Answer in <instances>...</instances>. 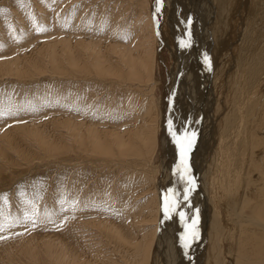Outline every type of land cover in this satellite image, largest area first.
Returning <instances> with one entry per match:
<instances>
[{"label":"rangeland","instance_id":"374dc122","mask_svg":"<svg viewBox=\"0 0 264 264\" xmlns=\"http://www.w3.org/2000/svg\"><path fill=\"white\" fill-rule=\"evenodd\" d=\"M164 1L148 0L149 13L154 18L157 39L155 76L160 82L153 91L159 113H163L171 103V97L175 91V82L171 78V73L180 67L181 54L177 49H181V47L184 49L185 46L180 40H177L178 37H176L174 25L180 19L184 1L174 0L172 1L173 5H169ZM176 1H180L178 8L174 7ZM225 1L228 5L227 16L224 25L219 29L221 32L216 27H213L214 24L209 27L208 31L211 45L215 44L214 35L219 32L218 35L221 41L220 54L222 56L226 54V57L224 55L222 58L224 59L222 77H219L218 82L213 83L212 86L216 103L214 115L219 128L216 130V135L221 137V133L226 134L221 139L228 138L224 147H230L231 149L225 150L224 148L223 150L229 152V161L234 160L235 164L231 168L232 174L230 175L228 170L226 177L224 173L221 174L222 177H220L222 179L219 177L217 187L213 186V188L215 192H223L230 198L236 197L234 194V187H236L235 184L238 182V179L236 180V167L241 163L239 162L240 158L245 156V159L248 157V167L246 168L247 171L243 173V177H245L244 183H241L238 188L241 189V196L249 197L250 188L256 183L253 178H258L256 167L261 168L260 164L253 162V155H255L257 148L264 147V135H260V131L264 128V91L260 99L250 98L251 96L247 97L245 93H242L243 79L241 78L243 72L242 69L241 72H238L240 69L238 67L239 60L237 59L244 55L242 58L243 64L246 63L247 66L253 65L254 68L256 67L259 79L264 68V17L258 20L256 25L255 22L250 20V13L256 6L258 7V1L256 0ZM120 2L121 0L118 2V7L126 4L125 1L122 4ZM106 3L113 8L115 0H0V64L19 59L18 57L24 52L26 55L24 53L21 56H27L31 53V50H33L32 53L36 54L35 58L38 59V63L41 64L39 65L41 71L30 72V75L40 74V77L35 75L33 78L28 77L25 80H22L19 76L17 77V75H10L9 72L0 71V264H68L70 260V264H73L72 262H76L74 254L81 256L85 253L95 255L99 250L102 252L100 255H105L106 258H109L108 260L114 261V264H143L144 262L142 260L144 256L139 258L141 260L138 261V257L135 258L136 256L131 253L132 249H129L131 252H128L125 247V249H122L120 246V240L128 242L127 244L134 247L141 245L137 235L127 225L131 223V216L139 217L141 215L142 209L136 203L141 204L140 202L147 199L150 191L141 196L138 195V197L137 191L139 190L137 188L141 184L138 185L136 183L134 185L135 180L134 178L131 180V176L126 178L132 183L125 178L127 168H135L137 163H140L137 161L140 160L135 156L127 158L117 157L114 159L105 157V159L100 155L99 157L95 156L93 152L87 156L82 152L80 153L81 150L86 149V142L83 144L78 142V145L71 141V133H68L67 125L64 121L78 119L88 126L97 128L98 131H102L104 127H121L124 129L125 125L129 123L136 125L137 123L132 121V117L135 118L136 113H132V115L130 113L133 108L132 104L145 107V101H142L143 99L139 97L146 95L145 93L151 96L150 90L146 89L144 92L139 90V92L136 89V93L134 92L135 89L130 86L128 87L129 90L126 89L127 91H124L126 94L123 97L122 94L124 92L119 88L118 83L113 82L105 85L91 69V74H81L79 77L71 74L63 76L54 73L52 75L54 67L51 62L48 64V61H45V65L41 59L47 56H44V54L42 56L41 52L39 53L40 50L37 51L42 44L47 49L46 47L49 45V42L46 43L47 41L65 42V40L69 39L72 43L74 40L86 37V40L92 42L106 39L110 25L105 21L106 10L104 9L106 8L100 9ZM102 10L104 11L102 12ZM123 17L130 18L129 11ZM244 35L245 41H243ZM133 38L134 33H129L122 37L119 40L121 47H130ZM239 45L241 47H238ZM243 46L245 47L242 48ZM20 63H24L23 65L27 66L26 61H20ZM234 63H237L236 67ZM193 72L194 70L192 69L190 74ZM129 98H132V100L127 102ZM123 100H126V102ZM138 111L137 109L136 112ZM230 116V119L234 121L231 123L230 120L226 126L224 119ZM34 124L38 125L35 127ZM159 125V145L154 159L150 162H141L142 165L140 163L141 166H138L141 174L149 175L156 182L161 180L160 176L155 174L157 170L156 164L165 167L166 163L170 164V161H172L168 153L170 143L164 133V128L169 125L166 116L162 118ZM38 126L39 128H37ZM42 128L45 129L42 130ZM35 129H40L48 136H52V138L56 139V142L61 140L60 142L68 150L62 151V155L56 153L48 154L32 135L31 130ZM182 129L180 128L179 131L181 132ZM177 136L173 134L171 138L176 141ZM227 142L230 144H227ZM246 145H248V150L243 155V148H246ZM20 148H25L27 153L19 151ZM27 154L29 156L26 158ZM116 155L118 156V154ZM83 156H86V158ZM211 159L210 153L207 157L210 170L213 167ZM166 169L168 170V168ZM260 173L262 174V171ZM136 177L139 180L142 179L141 176L137 175ZM209 178L208 180L212 181L211 174ZM228 179H235L231 187L232 191L228 190L230 189L226 184ZM258 180L256 187H264V181ZM176 186L175 184L174 187L176 188ZM214 189L210 188L211 195ZM124 190L126 191L124 192ZM132 190H136L134 197L136 203H132V200H127ZM195 192L194 187H192L181 206L180 204H174V207L180 206L183 211H185V208L190 207V213L187 215L190 218L182 225L183 229L179 228L185 234L189 231L192 232L190 234H193L195 233L194 230L197 232L199 230L198 226L202 225L200 222L196 224L198 219L195 220L198 214L200 217V210L196 209L197 204L199 206L200 195L197 199ZM212 197L219 203V199L214 194ZM171 204H173L172 200ZM210 206V204L207 206L209 207L207 212L211 214L214 213L215 208ZM169 212L167 214L168 218L159 219L157 224L150 223L151 227L148 226L147 228L154 226L169 227L173 224L174 218L176 226L179 227V218L177 220V214H175L176 217L174 216V209ZM223 213L225 214V212ZM254 215L264 221V207L255 212ZM198 216L197 218H199ZM209 217L208 219L206 218V223L209 224L205 223V227L208 228L205 232L207 243L203 242L204 251H206V255L211 254L213 257L209 264H225V252L230 242V240H227L228 236H226L228 228L226 226V229H223L220 222L213 215L210 217L211 219ZM99 218L109 219V223L111 221L110 224H116L117 230H121L123 233L121 239L118 240V238L106 234V230L104 232L91 223L94 220L101 221ZM194 221L195 223H193ZM187 226L190 227L188 228ZM210 230L212 231L210 232ZM216 230L218 231L215 232ZM169 231L167 230L168 234L170 233ZM174 235L176 238V234ZM107 237L109 238L107 239ZM135 237L137 242H135ZM183 237V239L188 238L186 239L187 241L183 240L184 242L181 240L183 245L187 244L183 260H188L185 263L189 264L193 260L192 253L195 251V236L187 235ZM78 238L79 241L77 240ZM162 238L163 241L165 240L168 243L169 236L166 239V232ZM130 241H133V243ZM223 244H225V250ZM263 244L264 240L260 244V249L264 248ZM80 246L83 247L82 250H87L88 252L82 251ZM87 247L89 248L87 249ZM62 248L63 250L67 248L66 251L69 249V252L64 250L65 253ZM166 248L164 247L161 250L166 253ZM246 249L247 253H244L246 255H252L255 252L259 253L254 249L250 252L249 248ZM90 251L91 253H89ZM139 251L141 253V250ZM162 251L160 253L164 256L165 253ZM136 253L139 256L143 255L139 252ZM216 256L217 258L214 260ZM161 259L156 251L152 254L151 263L158 264ZM167 259L169 261L168 255ZM257 259L259 258L254 257L250 262L252 264H264V261L260 262ZM248 260L250 258H247ZM204 261L202 264H208V259ZM228 262L230 263V261Z\"/></svg>","mask_w":264,"mask_h":264},{"label":"bare ground","instance_id":"6f19581e","mask_svg":"<svg viewBox=\"0 0 264 264\" xmlns=\"http://www.w3.org/2000/svg\"><path fill=\"white\" fill-rule=\"evenodd\" d=\"M123 1H125L126 4H124L121 7H118L119 0H115V3L113 4V8L111 7L110 4L108 5L107 3L103 5V7H100V9L106 8L104 9L106 10L105 21L107 24L110 25V29H111V31L110 29L108 31L109 34L106 33L107 34L106 39L92 42L90 40H86L87 38L86 37L84 39L74 40V42L72 43L71 40L69 39L65 40V42L53 40L46 42V43L49 42L48 43L49 45L48 46L46 45L47 49H45V46L43 44L41 48L36 46L40 48L37 51L40 50L39 53L41 52L42 56L43 54L44 56H47L46 58L43 57L41 61L43 63L45 61L46 62L48 61V64L51 62L52 66L54 67V69H52L53 71L52 75L54 73L63 76L71 74V75H78L79 77V75L81 74H86V73L91 74L90 72L91 69L93 70V72H95L98 75L99 80L102 83H104L105 85H109L113 82L118 83L120 86L119 88H121L123 92L126 89L129 90L128 87L130 86L135 90L138 89V91L141 90L144 92L146 91V89L150 90L151 96L150 94L145 93L146 95L144 96L141 95L139 97L140 99H143L142 101H145V107H140L139 105L132 104L133 108L130 110V113L131 115L132 113L134 114L136 113L135 118L132 117V121H135L137 123L136 125L129 123L125 125L124 129L121 127H104L102 131H98L97 128L88 126L86 125V123H82L78 119L77 120L73 119L71 121L69 120L64 121V123L67 125L68 133H71V141L75 142L78 145H79L78 142H82V144L86 142L85 145L87 146L86 149L81 150L80 153L82 152L87 156L91 152H93V154L97 157H99L100 155L102 158L110 157L113 159L117 157L127 158L131 156H135L138 160H140L137 162L140 163L144 161L150 162L151 160L154 159L155 153L157 151V147L159 145L158 133H159L160 121L165 116L169 121V125H167L164 128L165 129L164 133L170 143L168 153L172 161H170L171 162L170 164L166 163L165 167L156 164L157 170L156 172L155 171L154 172L155 174H157L156 176H160L161 180L156 182L155 179H152L149 175L141 174L139 171L140 167L138 166H141L142 163L141 165L140 163H137L135 168L134 167L127 168L125 178L131 176L132 177L131 180L133 178L135 180V183H133L134 185L136 183L138 185L141 184V186L137 188L139 190L137 191V196L138 195L141 196L149 191L150 194L147 199L140 202L141 204H139L138 202L136 203V200H134V197L136 195L135 194L136 190L134 191L132 190L131 192L129 191L130 192L129 195L126 193L129 196L127 200L128 201L132 200V203L133 202L136 203L142 209L141 215L139 217L131 216V223L127 225L129 226V229L133 230V232L137 235V238L141 241L140 242L141 245L139 247L137 246L134 247L131 246L130 244H127L128 242L126 243L125 241L120 240L121 248L123 249L125 247L128 252H131L129 249H132L133 251L131 253L134 254L133 256H136L135 258L138 257V261L141 260L139 258L144 256V258H142V260L144 261L143 264H152L151 263L152 254H154V252L156 251L160 256V258H162L161 262H159L158 264H186L185 263L186 260H183V258L185 256V251L187 246H185L186 243L183 245L181 240L183 241L188 239V238L183 239L184 238L183 236L186 237L187 235H193V234H190L192 233L191 231L187 232V234L183 233V230L180 231L181 229H183L182 225L186 222V220L190 218L187 217V215H189L190 213L189 212L190 207L189 208L183 207L185 208V211H183V209L182 210L180 209V206L182 205L181 203L185 202V198H187L186 196L190 193L192 187H194L196 191L195 193L197 199L198 196L200 195L198 200L199 206L197 204V208H196L200 210V217L198 216L199 215L198 214L197 216L199 218H197L196 216L195 220L198 219L196 221V224L200 222L202 225H199L200 227L198 226L199 230L197 232L196 230H194L196 233L195 235H193V237L195 236V242H194L195 251L194 253H192L193 256L192 259L194 260V263L192 260L189 262V264H202L203 261L207 259L209 264L213 259L211 254L207 253L208 255H206V251H204L205 249L203 248V242L205 241L207 243V239L205 238V232L208 227H205V223L207 222L206 220L208 219V216L212 217V215L214 216V218L216 217V219L220 222V225L223 227V229H226V226L228 228L226 230L228 233V234L226 233L227 234L226 236H228L227 240L228 241L230 240V242L228 243L225 252V264L226 263L252 264L250 261L254 257H258L259 259L257 260L260 262L264 261V248L260 249L261 247L260 244L263 243L264 240V221H261L259 218H256L254 215L255 212H257L259 209L264 207V187L261 188L256 187V183H258L259 181L258 179L264 181V147L257 148V150L254 153L255 155H253L254 156L252 159L253 162L260 164L261 168L256 167V171H258L257 174L258 178L257 177L253 178V180L256 181V183H254L251 186L249 191L250 194L249 197L241 196L242 194L241 189L238 188V186H240L241 183H244L245 177H243V173L247 171L246 168L248 167V162H249L248 157H246L245 159V156H242L240 158L239 162L241 163L236 167V172H237L236 180L238 179L237 184H235L236 187H234V194L236 195V197L234 198L231 197L232 198L231 199L228 195L223 194V192L221 193L215 192V189L213 188V186L217 187V182H218L217 180L220 176L222 177L221 174L224 173L226 177L227 170L229 171L230 175L232 174L231 168L235 164L233 162L234 160L229 161L230 160L228 156L229 152L223 150L225 148L224 147L225 142L227 141L226 139L228 138L221 139V137L226 134L221 133L222 134V136L220 135L221 137L216 135V130L219 128H218L217 119L215 118L214 115V109L216 103H215L214 92L212 90L213 83H217L219 77H222V69H223L222 67L224 60L222 58L224 55L226 57V54H224L223 56L220 54L221 41L218 35L219 34L218 31H220L219 29L221 28L222 25H224L227 16L228 5L226 1L225 0H183L184 4L182 6V11H181L182 13L180 19L178 20V23L177 24L175 23L174 25L176 28L175 29L176 37H178L177 40H180L181 43L187 46H184V49H182V47L181 49L179 48L177 49L174 47L181 54L180 67L178 70L175 69L171 73V78L173 82H175V88H174L175 91L173 93V96L171 97L170 105L168 106V108L166 107L163 113L158 112L159 108L157 106L153 91L155 86L160 82V80L157 79V77L155 76V72H156L155 53H156L157 39L155 34L154 18L149 13L148 0H121L120 4H122ZM165 1L169 5H173L172 1L174 0H165ZM180 1H176L174 3L175 8L179 7ZM256 1H258V7L256 6L253 9V11L250 13L251 15L250 20L252 22H255V25L258 20L264 17V0H256ZM104 10H102V12ZM127 11H129L130 13V18L123 17V15L127 13ZM211 25L213 27H216L218 30V31L216 30L218 33H215L214 35L215 44L213 45L209 43L210 35L208 30L209 27H211ZM129 33H134V38L131 42L132 43L131 46L126 48L121 47V43L119 40H121L122 37L128 35ZM243 38H244L243 41H245L246 40L245 35L243 36ZM238 47L241 46L239 45ZM244 47L245 46H243L242 48ZM32 51L33 50H31L30 51L31 53L28 54L29 56L28 55L21 56L22 54L25 53L24 52L21 53L20 55L21 57L20 56L18 57L19 59H15L5 64H0L1 67L0 71L2 72L6 71L7 73L9 72L10 75H17V77L18 76L21 77L22 80H25V78L28 77L33 78V76L35 75L39 76L40 74L30 75V72L33 73V71L35 72L39 70L41 71L39 67V65L41 64L38 63V59L35 58L36 54L32 53ZM243 56L244 55H241L240 58L238 57L239 59H237L239 60L238 67L240 69V71L238 72H241V69L243 72L242 78L239 76L241 79H243L242 93L243 94L245 93L247 97L251 96L250 98L260 99L264 91V68L258 79L256 67L254 68L253 65L247 66L246 63L243 64L244 63L242 59ZM205 57H208L210 59V64L209 62L206 61ZM20 61L21 62L26 61L27 66L23 65L24 63L21 64ZM192 69L194 70V72L190 74ZM121 83L123 84L120 85ZM135 90L134 92L137 93V90L136 91ZM125 92L124 94H122L123 97L126 94ZM131 94L133 95V93ZM131 100L132 98L131 99L129 98L127 102ZM123 101L126 102V100ZM137 109L139 110L138 112H136ZM230 118L231 116L226 117L224 119L226 126L229 124L230 120L231 123L232 121H234L233 119ZM58 122L60 123V121ZM37 125L38 124H36L35 127ZM37 128H39V126ZM180 128H183L181 132L179 131ZM43 129L45 128H42V130ZM31 133L32 135H34L36 141L42 146V148H44L47 151L48 154L56 153L62 155V151L68 150L66 149L67 147L65 148L64 144L60 142L61 140L56 142L55 138H52V136L51 137L48 136L47 134H45V132L40 131V129L31 130ZM173 134L178 135L176 141H174L171 138ZM193 134H194V139H193ZM260 135H264V128L260 131ZM167 138L165 139L167 140ZM54 140L55 142H53ZM188 140L193 141L190 147L188 145ZM219 142H221L220 145H218ZM227 144L230 143L227 142ZM247 146L248 145H246V148H243V155H245L244 152L248 150ZM229 148L230 147H227L225 148V150ZM217 149L218 151H216ZM19 151L24 152L25 154L27 153L25 152L26 151L25 148H20ZM210 153L212 156L211 161L213 163L212 170H210V168L208 167L209 162H207V157L210 155ZM116 154H118V156ZM28 156L29 155L27 154L26 158ZM86 156L83 157L86 158ZM107 164L109 163L107 162ZM166 168H168V170ZM133 169H135L136 171ZM260 171H262V174L260 173ZM179 172L183 174L180 175ZM210 174L212 175V181L208 180ZM137 175L141 176L142 179L140 180L137 179L138 178L136 177ZM127 180L130 181L129 179ZM234 180L235 179L227 180L226 184L230 188L228 189L229 191H232L231 187L233 185ZM130 182L132 183V181ZM175 184L177 186L176 188L173 187L174 188L173 193L172 195L169 196L167 190L169 186H175ZM210 188L214 189L212 195ZM125 191L126 190H124V192ZM213 194L215 195L216 198L219 199V203L217 202V200H215L214 197H212ZM171 200L173 201V204H171ZM166 204L169 208V211H172L174 209V216L175 214H177L176 215L178 216L177 220L179 218L178 220L179 227L176 226L177 224L174 218L173 224L170 225L169 227L167 226L168 228L167 227L164 228L163 226H162L163 228L161 226L160 227L154 226L152 228H147L148 226L151 227L150 223L157 224L159 219L164 220L166 217L168 218L167 214H169L170 212L168 211L167 213H165L164 211ZM174 204L176 205L180 204V206L174 207L175 206ZM209 204L211 205L210 206L211 208H215V211H213L214 213L210 214L207 212V208H209L207 206ZM172 207L174 208L172 209ZM223 212H225V214ZM210 217L209 219H211ZM99 219H101V221L94 220L91 223H93L96 226V228L98 227L104 232L106 230V234H110L118 238V240L121 239L123 233L121 230H117V227L115 226L116 224L115 225L110 224L111 221L109 223L108 221L109 219H104V218H99ZM187 227L189 228L190 226ZM166 229L170 230L169 234L167 233ZM212 230H210V232ZM164 231L166 232V239L169 236L168 243L165 240H164L165 243L163 241L162 236L165 234ZM217 231L218 230H216L215 232ZM174 234H176V238L174 237L175 236ZM219 235L221 236L220 233ZM108 238L109 237H107V239ZM77 240L79 241V238ZM130 242L133 243V241ZM135 242H137L136 237H135ZM75 243L73 244L75 245ZM81 246L80 248L82 250L83 247ZM223 246L225 250V244H223ZM89 247H87V249ZM164 247L165 248L167 247L166 253L161 250ZM246 248H249V252L253 251L254 249L259 253L255 252L252 255H246L244 254L247 253ZM139 250H141V253ZM82 251L86 252L87 250H82ZM161 251L165 253L164 256H162V253H160ZM66 252H69V249ZM99 252L97 251L95 255H90L85 253L86 255L84 254L83 256L74 254V258L76 259V262H72V263L73 264H114V261L108 260L109 258H106L105 255H103L104 257L100 255L102 253L101 250H99ZM136 252H139L140 254L143 255L139 256ZM89 253H91V251ZM167 255L169 257V261L167 259ZM216 258L217 256L214 258V260ZM247 258H250V260L247 261ZM228 261H230V263ZM70 262L68 264H70Z\"/></svg>","mask_w":264,"mask_h":264},{"label":"snow or ice","instance_id":"6c2138e0","mask_svg":"<svg viewBox=\"0 0 264 264\" xmlns=\"http://www.w3.org/2000/svg\"><path fill=\"white\" fill-rule=\"evenodd\" d=\"M185 46H187V45H185ZM205 59L210 64V59L208 57H205ZM193 139H194V134H193ZM192 142H193L192 140H188L189 147L191 146ZM164 211H165V213H167L169 211L167 204L165 205ZM193 223H195V221ZM193 235H195V233H193ZM185 246H187V244Z\"/></svg>","mask_w":264,"mask_h":264},{"label":"water","instance_id":"95a60500","mask_svg":"<svg viewBox=\"0 0 264 264\" xmlns=\"http://www.w3.org/2000/svg\"><path fill=\"white\" fill-rule=\"evenodd\" d=\"M184 162H185V161H184ZM184 162H183V163H184ZM181 166H182V165H181ZM180 172H181V171H180ZM180 172H179V173H180ZM180 174H181V173H180ZM173 187H174V186H169V188H168V190H167L169 196L172 195V193H173V189H174Z\"/></svg>","mask_w":264,"mask_h":264}]
</instances>
